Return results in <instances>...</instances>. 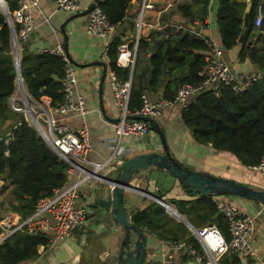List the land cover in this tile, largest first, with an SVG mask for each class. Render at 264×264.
Instances as JSON below:
<instances>
[{
	"label": "trees",
	"instance_id": "16d2710c",
	"mask_svg": "<svg viewBox=\"0 0 264 264\" xmlns=\"http://www.w3.org/2000/svg\"><path fill=\"white\" fill-rule=\"evenodd\" d=\"M217 1L216 23L220 45L229 50L238 45V40L242 37L239 58L248 57L264 73V45L262 52L249 46L257 30L264 32V0H249L247 27L242 25L245 2ZM4 2L10 12L19 7V0ZM130 2L131 0H101L98 6L108 22L116 26L107 51L109 69L114 70L122 80L132 77L129 108L135 110L142 105L143 93H160L159 96L164 98H173L181 84L198 83L207 48L204 39L190 30L168 38L162 36L156 41L154 50L151 49L148 38L156 37L157 34H141L133 71L118 67V46L124 41V22ZM209 2L210 0H191L178 4L177 10L190 24L196 19L204 23ZM259 4L263 9V18L260 27L255 28V10ZM194 6L199 7L198 11L194 10ZM133 17L128 25L134 33ZM262 41L264 43V34ZM25 45L20 56V72L27 93L33 99L45 96L52 105L60 104L63 99V59L48 51L31 52ZM15 85L16 69L11 34L0 9V179L8 181L12 187L8 209L24 219L34 212L39 198L51 195L53 189L67 184L68 165L47 147L33 126L20 120L21 113L10 109L8 101L15 91ZM180 117L196 142L210 144L216 151L229 152L241 165L254 167L264 157V76L242 92H233L228 86L222 87L218 96L209 91L202 92L180 110ZM184 188L188 191L186 186ZM151 193H155L154 188ZM188 193L191 195L189 191ZM214 195L195 194L189 200L178 199L173 200V203L177 211L195 227L215 223L226 240H229L228 224L212 201ZM130 219L141 231H148L160 239H184L200 249V244L185 224L175 221L162 205L153 200L145 207L132 211ZM48 244L47 233L17 231L0 244V264H19L33 260L38 256V247ZM218 264H240V259L235 252L228 251L219 259Z\"/></svg>",
	"mask_w": 264,
	"mask_h": 264
},
{
	"label": "crops",
	"instance_id": "0c3cea01",
	"mask_svg": "<svg viewBox=\"0 0 264 264\" xmlns=\"http://www.w3.org/2000/svg\"><path fill=\"white\" fill-rule=\"evenodd\" d=\"M19 1H24L30 5L28 12L33 20L34 29L25 42L27 49L37 53L52 49L57 44H60L75 70V92L84 98L88 113L85 116L68 115L61 118V121L70 127L86 124L92 139V149L88 153L87 158L93 162H104L113 154L116 145L114 131L108 123L116 120L118 111L109 86L107 73L109 60L105 52V40L86 33V14L81 13L94 0H76L83 8L80 12L59 10L53 0H36V5H32L33 0ZM240 1L245 2L246 6L250 4L249 0ZM168 2L170 6L160 14V21L158 20L161 28L144 27L142 30L143 36H148L152 33L157 34L156 37L148 38L152 50L156 48V41L162 36L168 38L177 33H185L188 30L200 35L202 38H211L220 44L216 23L217 0H210L204 23L198 19H196V22L191 23V25L200 28L198 33L191 29L190 22L177 10L178 4L191 2V0H169ZM164 5L165 2L163 0H157L156 9L145 12L146 22L155 23L157 21V12ZM198 8V6H194L195 11H198ZM139 9L140 0H131L124 22L126 28L123 39L130 40V37L134 35L133 31L129 29L128 21L131 20L133 15V20L135 19ZM119 28L122 27L119 26ZM263 34V31L257 30L250 42L249 46L257 52H262V46L264 45L262 41ZM240 43L229 50L224 49L225 60L237 71L260 70L257 63L252 62L248 57L239 58ZM159 95L161 94L159 93ZM159 95H150V97L155 98ZM43 99L50 100L45 96ZM156 121L160 130L163 131L171 154L182 165L185 164L187 166L183 165L184 167L204 171L215 176L231 178L236 182L264 189L263 175L256 172L253 173L248 167L241 165L229 152L216 151L211 148L210 144L204 145L196 142L190 130L183 124L178 109H165ZM162 151L163 147L159 134L150 129L148 134L141 137H123L119 143L116 160L122 162L127 158L142 153ZM107 172H110L108 166L100 174ZM153 173H160L164 178H168V175H171L170 190L175 200H189L192 198V194L190 195L185 190L179 180L165 170H153L148 178L144 180V176L147 175L145 171L142 175L135 176L130 184L150 193L147 187L150 176ZM98 186L99 182L97 180H91V182L86 183V189L94 196ZM153 188L155 191L160 190L158 184L155 183ZM3 189L4 185L0 183V197L3 196ZM6 190L10 189L7 187ZM104 191L105 193L108 192L107 189H104ZM84 195L81 198V203L85 204L88 209L91 200ZM228 197L243 213L252 216L254 220L252 239L256 249V256L243 257L238 255L240 264H264V204L238 196ZM127 198L128 200L126 201ZM150 200L153 199L147 195L126 192L124 205L128 216L130 217L131 212L137 208H143L148 205ZM95 201L97 202V199ZM89 216L90 212L88 210ZM120 229L119 226L113 223L109 212H105L97 203L91 220L88 219L83 230L74 233L70 238L66 239L67 243L66 241L52 242L51 233L49 234V244L38 247V256L35 259L19 264H106L109 254L119 248L123 236V230ZM142 232L147 239V255L144 263L147 260L159 259L167 252L168 247L164 241L167 239H160L155 234L145 230ZM68 243L69 248L66 249L65 247ZM174 258L176 264L189 260L181 253H175ZM187 264L192 263L189 261Z\"/></svg>",
	"mask_w": 264,
	"mask_h": 264
},
{
	"label": "built area",
	"instance_id": "2783aa9c",
	"mask_svg": "<svg viewBox=\"0 0 264 264\" xmlns=\"http://www.w3.org/2000/svg\"><path fill=\"white\" fill-rule=\"evenodd\" d=\"M53 1L59 10L71 12L83 10L76 0ZM163 1L165 5L161 10H158L157 21L151 23L146 22L145 12L155 10L157 0H140V9L134 19L135 35L130 40L124 39L118 46L116 59L118 67L129 68L132 72L135 65L137 45L143 28H161L159 23L160 14L170 6L169 0ZM18 3L19 7L10 12L4 0H0L1 11L4 14V7L11 17L15 33L14 42L11 40V46H14L20 58L23 45L31 35L34 27L32 17L28 12L30 5L24 1ZM36 4V0H33L32 5ZM262 18L263 9L259 4L255 10V28L260 27ZM86 19V33L104 38L105 52L107 53L116 26L108 22L104 12L98 5L88 11ZM203 39L207 49L204 52V63L199 71V82L196 84H181L173 98L162 96L151 98L150 94L143 93L141 95V107L131 110L129 99L132 77L129 76L127 80H122L114 70H108L110 91L118 116L116 120L108 123L114 131L116 145L113 154L104 162H93L87 158L92 149V139L86 124L70 127L61 121V118L68 115L85 116L88 109L84 98L75 92V70L64 48L57 44L54 48L45 50L60 56L65 63L62 79V102L54 106L50 100L43 99V97L36 100L29 94V97H25L24 94L23 100L27 102L28 111L33 116L34 123L38 126L40 135H42L47 147L68 165L66 169L68 182L62 188L53 189L51 195L39 198L36 201L34 212L24 219L9 209L0 208V244L13 233L23 230L31 234L47 233L49 235L52 233V242L64 241L74 233L80 232L86 226L88 219L87 206L79 203L85 193L86 183L97 180V175L106 166H108L109 171H115L121 163V161L116 160V153H118L119 143L123 137H141L149 133L151 128L142 118L150 117L156 120L165 109L170 108L180 111L198 94L209 91L218 96L220 89L224 86L230 87L233 92H242L264 76V73L260 70H235L225 60L224 49L218 42L211 38ZM13 59L15 61V56H13ZM10 101L12 100L9 99L8 101L10 109L25 114L24 120L33 126L32 120L26 114L25 106L23 105V108L21 106H11ZM13 101H15L14 98ZM248 168L264 176V157L261 158L258 165ZM212 201L226 218L229 240H226L215 223H208L201 227H194L192 230L189 229L191 235L200 244V249L187 240H164L168 247L167 252L159 259L147 260L144 264H176L175 253H181L189 258L187 262H181L180 264H187L189 261L192 264H218L219 259L228 251L235 252L243 257L256 256L252 239L253 217L243 213L227 195H214ZM160 205L164 207L169 215L174 216L172 211L177 210L174 206L164 201ZM9 213L13 216L11 220L8 218Z\"/></svg>",
	"mask_w": 264,
	"mask_h": 264
},
{
	"label": "water",
	"instance_id": "95a60500",
	"mask_svg": "<svg viewBox=\"0 0 264 264\" xmlns=\"http://www.w3.org/2000/svg\"><path fill=\"white\" fill-rule=\"evenodd\" d=\"M99 2L100 0H94V2L81 13L87 14L88 11L98 5ZM3 9L5 10V19L10 29L11 40L14 42L15 33L11 17L4 7ZM249 11L250 4L246 6L243 13V27H247L249 25ZM190 26L192 30L197 33L199 32V27L191 24ZM238 41L242 42V37H240ZM12 54L15 56L14 64L16 69L17 85L23 86V78L20 72V58L14 46H12ZM24 106L27 111V116L34 124L33 127L37 132H39V136L43 139L42 135H40L41 133L38 126L34 123L33 116L28 111L27 102L25 100ZM25 116V114H22L20 116V120H24ZM142 119L149 124L152 130L159 134L163 151L146 152L127 158L117 166L115 171L97 175L99 186L96 190L95 197L98 204L105 212H109L113 223L123 230V236L119 248L109 254L106 264H144V260L147 255V239L141 229L131 222V219L125 209L124 198L126 192H136L149 196L159 204L162 203L158 197L148 193L144 189L137 188L130 184L135 176L142 175L145 171L147 172V175L144 176V180L148 178L153 170H165L177 178L183 186H186L192 195L200 194L205 196L215 194L238 196L264 204V189L248 184L238 183L231 178L215 176L204 171H197L184 167L171 154L163 131L159 128L158 122L150 117H144ZM112 173H114V175ZM104 189H107L108 192L105 193ZM173 212L177 221L182 222L191 230L194 229L193 224H191L182 214L175 209ZM12 217V214L9 213L8 218L11 220Z\"/></svg>",
	"mask_w": 264,
	"mask_h": 264
},
{
	"label": "rangeland",
	"instance_id": "374dc122",
	"mask_svg": "<svg viewBox=\"0 0 264 264\" xmlns=\"http://www.w3.org/2000/svg\"><path fill=\"white\" fill-rule=\"evenodd\" d=\"M134 35L131 36L130 38L134 37ZM23 86H24V90H23V92H21L19 90V86L17 84L15 85V91H14L13 95L10 98V100H12V101H10L11 106H15V107L16 106H21L23 108V105H24L23 94H25V97H29L24 84H23ZM13 98L15 99V101H13ZM183 165L186 166L185 164H183ZM253 173H254V171H253ZM112 174L114 175V173H112ZM166 174H168V173H166ZM170 181H171V175H168V178H164V176H162L160 173H153L150 176V180L148 181L147 190L151 193L153 191L154 183L158 184V186L160 187V190L157 191V192L155 191V193L153 195L158 197L160 200H162V201H164V202H166V203H168V204H170V205L175 207V205L173 203V200H175V198L171 195V190H170L171 183H170ZM0 183L2 185H4V189L2 191L3 192V196L0 197V208L1 209H8V208H10L9 207V201L12 199V193H13L12 192V187H11L10 183L8 181H5L4 179H0ZM7 187L10 190H6ZM84 194H85L84 196L86 198H90V200H91L90 203H89V206H88V210L90 212V216L88 217V219L91 220L98 201L97 202L95 201V199H96L95 196L89 190L86 189ZM127 200H128V198L126 199V201ZM254 202L259 203L258 201H254ZM79 203H81V200L79 201ZM169 216L176 221V218L174 216H171V215H169ZM88 219H87V221H88ZM104 220H106V219H104ZM187 229L189 230L188 227H187ZM64 241H66V239ZM67 242L68 241H66V243ZM65 248L66 249L69 248V243H68V245L66 244Z\"/></svg>",
	"mask_w": 264,
	"mask_h": 264
},
{
	"label": "bare ground",
	"instance_id": "6f19581e",
	"mask_svg": "<svg viewBox=\"0 0 264 264\" xmlns=\"http://www.w3.org/2000/svg\"><path fill=\"white\" fill-rule=\"evenodd\" d=\"M19 90L22 92L24 90V86H19ZM24 95V94H23ZM257 173V172H256ZM173 212V211H172Z\"/></svg>",
	"mask_w": 264,
	"mask_h": 264
}]
</instances>
